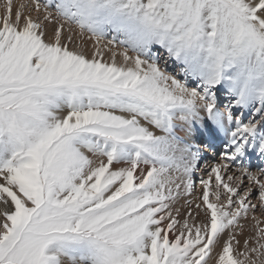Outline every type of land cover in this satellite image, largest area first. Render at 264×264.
Wrapping results in <instances>:
<instances>
[{"label":"snow or ice","instance_id":"snow-or-ice-1","mask_svg":"<svg viewBox=\"0 0 264 264\" xmlns=\"http://www.w3.org/2000/svg\"><path fill=\"white\" fill-rule=\"evenodd\" d=\"M0 264H264V0H5Z\"/></svg>","mask_w":264,"mask_h":264},{"label":"rangeland","instance_id":"rangeland-1","mask_svg":"<svg viewBox=\"0 0 264 264\" xmlns=\"http://www.w3.org/2000/svg\"><path fill=\"white\" fill-rule=\"evenodd\" d=\"M14 2H19V0H14ZM4 3H5V0H0V14H2V12L4 10ZM211 162L214 163L215 161H211ZM202 175H203V173H202Z\"/></svg>","mask_w":264,"mask_h":264},{"label":"bare ground","instance_id":"bare-ground-1","mask_svg":"<svg viewBox=\"0 0 264 264\" xmlns=\"http://www.w3.org/2000/svg\"><path fill=\"white\" fill-rule=\"evenodd\" d=\"M201 175H202V173H201ZM246 235H247V233H246Z\"/></svg>","mask_w":264,"mask_h":264}]
</instances>
